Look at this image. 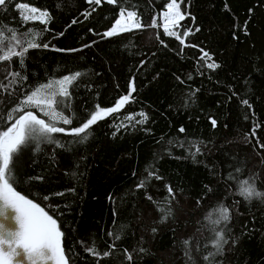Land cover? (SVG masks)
Listing matches in <instances>:
<instances>
[{
  "label": "trees",
  "instance_id": "trees-1",
  "mask_svg": "<svg viewBox=\"0 0 264 264\" xmlns=\"http://www.w3.org/2000/svg\"><path fill=\"white\" fill-rule=\"evenodd\" d=\"M20 2L51 21L24 24ZM167 2L8 0L0 8V28L17 31L18 51L40 45L23 65L19 57L0 61V130L9 113L23 114L13 110L36 87L77 72L70 95L57 97L72 120L57 125L66 130L131 93L81 134L87 139L57 133L60 146L41 140L37 151L30 142L14 157V187L57 219L69 264H264V203L237 195L229 179L254 180L264 193V0H183L187 16L173 31L184 44L163 32ZM122 8L143 26L105 37ZM153 17L158 27L149 26ZM0 39V47L14 43L6 31ZM220 204L230 220L214 225L206 215Z\"/></svg>",
  "mask_w": 264,
  "mask_h": 264
},
{
  "label": "snow or ice",
  "instance_id": "snow-or-ice-1",
  "mask_svg": "<svg viewBox=\"0 0 264 264\" xmlns=\"http://www.w3.org/2000/svg\"><path fill=\"white\" fill-rule=\"evenodd\" d=\"M88 2L95 5L101 4V0H88ZM106 2L115 4L117 0H106ZM7 3L8 0H0V8H5ZM181 3H183V0H169L166 4V11H163L160 15L163 19V32L168 36L175 37L181 44H184L182 35L172 30L174 27H179L180 22L186 18L187 14L181 11ZM15 7L20 12L21 20L24 24L30 21H38L40 24L47 25L51 21V16L46 10L41 11L23 2L18 3ZM89 14L85 13L84 15L87 17ZM73 23H76V21L74 20ZM142 26L136 11L122 8L119 18L115 20L111 29L103 35L111 37L122 32L139 29ZM149 26L153 28L158 27L156 17H153ZM5 31L10 35V41L14 43L9 42L6 48L0 47V61H10L13 57H19L20 64L23 65L24 56L27 51L40 45L29 41L27 47L18 51L17 45L21 44V40L18 38L17 31L12 28H7L6 30L0 28V38L5 35ZM28 33L39 35V32L34 29H28ZM189 34H191L190 30L185 32L184 36ZM2 42V39H0V43ZM43 46L48 47L47 44ZM53 50L63 51L61 49ZM204 58L211 60L207 52H204L201 56V59ZM207 67L214 69L219 67V65L210 63ZM12 75L13 77L19 76V73H13ZM80 75L81 73L77 72L64 76L62 79L50 80L48 83L36 87L22 101V106L13 110L14 112H22L23 114L13 117L12 113H9L8 126L5 130H0V264H69V259L63 247L64 233L61 231L57 219H54L40 204L33 202L26 195H22L14 187L16 183L14 157L19 153L21 147L26 146L30 142L37 144V151L39 150L38 144L41 140L60 146L59 141L54 136L57 133L87 139L86 135L82 136L81 134H85L90 126L96 124L99 120L105 119L112 113L118 112L129 102L131 93L119 98L111 108L105 109L97 106L89 114L86 122L80 127L66 130L64 127L57 126L60 123L64 125L72 123L70 118L57 110L56 105L63 103V100H57V97H68L70 95L68 87ZM132 91H135L134 87H132ZM243 103L247 105L248 101L245 100ZM26 108L39 109L48 120L39 118L33 111H25ZM128 119H132V117H128ZM144 119H147V117L145 116ZM211 123L213 127L216 126L215 120H212ZM180 131L182 132L184 129H180ZM251 134L253 136L256 135L255 129H253ZM261 147L264 148V144ZM197 151H199L198 148ZM237 171L239 172L240 170L237 169ZM156 179H160V177L157 176ZM229 179L236 180L237 195L242 196L249 202L253 198H256L264 203V193L256 189L254 180L250 182V179H236L231 173L229 174ZM140 186H144V181L141 182ZM168 192L170 194L172 192L170 187L168 188ZM214 215L215 219H213ZM206 219L214 225L228 222L230 220L229 209L222 204L217 205L206 215ZM153 232H155V229H153ZM215 235L216 240L213 246L219 250L221 242L224 241V235L222 231L216 232ZM87 251L96 256L100 255L94 248L87 249ZM103 255L108 256L109 253L105 252ZM127 259L131 260V255H128ZM204 259L208 260L209 257L205 256Z\"/></svg>",
  "mask_w": 264,
  "mask_h": 264
},
{
  "label": "rangeland",
  "instance_id": "rangeland-1",
  "mask_svg": "<svg viewBox=\"0 0 264 264\" xmlns=\"http://www.w3.org/2000/svg\"><path fill=\"white\" fill-rule=\"evenodd\" d=\"M103 1H106V0H103ZM180 8H181V6H180ZM181 11L184 13V10H183L182 8H181ZM186 16H187V15H186ZM162 23H163V19H162ZM174 28H175V27H174ZM174 28H173V29H174ZM173 29H172V30H173ZM133 30H136V29H133ZM122 33H124V32H122Z\"/></svg>",
  "mask_w": 264,
  "mask_h": 264
}]
</instances>
